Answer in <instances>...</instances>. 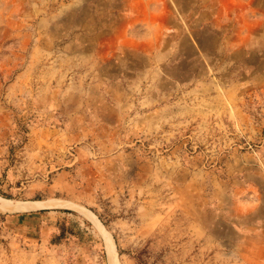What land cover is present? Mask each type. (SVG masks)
<instances>
[{"label": "rangeland", "instance_id": "374dc122", "mask_svg": "<svg viewBox=\"0 0 264 264\" xmlns=\"http://www.w3.org/2000/svg\"><path fill=\"white\" fill-rule=\"evenodd\" d=\"M131 4L0 0V264H264V0Z\"/></svg>", "mask_w": 264, "mask_h": 264}, {"label": "bare ground", "instance_id": "6f19581e", "mask_svg": "<svg viewBox=\"0 0 264 264\" xmlns=\"http://www.w3.org/2000/svg\"><path fill=\"white\" fill-rule=\"evenodd\" d=\"M59 202H13L10 200H6L3 198H0V211L3 212H24V211H34L38 210L41 208H55V207H60ZM109 242V241H108ZM117 258H115L114 253L112 250H108V264H118L116 261Z\"/></svg>", "mask_w": 264, "mask_h": 264}, {"label": "crops", "instance_id": "0c3cea01", "mask_svg": "<svg viewBox=\"0 0 264 264\" xmlns=\"http://www.w3.org/2000/svg\"><path fill=\"white\" fill-rule=\"evenodd\" d=\"M130 1L132 4L129 7L130 16H128V19L130 17V21L133 22V20L137 18V15L139 14L138 13L139 10L147 7L151 3H160L163 2L164 0H130ZM19 221L20 219L18 218L14 219L15 224H17Z\"/></svg>", "mask_w": 264, "mask_h": 264}]
</instances>
